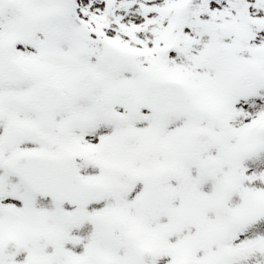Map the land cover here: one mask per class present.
I'll return each instance as SVG.
<instances>
[{
  "label": "snow or ice",
  "instance_id": "1",
  "mask_svg": "<svg viewBox=\"0 0 264 264\" xmlns=\"http://www.w3.org/2000/svg\"><path fill=\"white\" fill-rule=\"evenodd\" d=\"M0 264H264V0H0Z\"/></svg>",
  "mask_w": 264,
  "mask_h": 264
}]
</instances>
